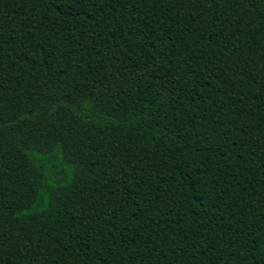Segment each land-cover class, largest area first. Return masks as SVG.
<instances>
[{
	"label": "trees",
	"instance_id": "1",
	"mask_svg": "<svg viewBox=\"0 0 264 264\" xmlns=\"http://www.w3.org/2000/svg\"><path fill=\"white\" fill-rule=\"evenodd\" d=\"M0 264H264V0H0Z\"/></svg>",
	"mask_w": 264,
	"mask_h": 264
}]
</instances>
